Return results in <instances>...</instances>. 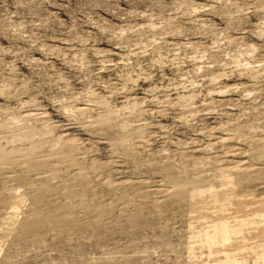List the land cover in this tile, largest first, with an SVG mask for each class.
I'll return each instance as SVG.
<instances>
[{
    "label": "rangeland",
    "instance_id": "obj_1",
    "mask_svg": "<svg viewBox=\"0 0 264 264\" xmlns=\"http://www.w3.org/2000/svg\"><path fill=\"white\" fill-rule=\"evenodd\" d=\"M0 264H264V0H0Z\"/></svg>",
    "mask_w": 264,
    "mask_h": 264
},
{
    "label": "bare ground",
    "instance_id": "obj_2",
    "mask_svg": "<svg viewBox=\"0 0 264 264\" xmlns=\"http://www.w3.org/2000/svg\"><path fill=\"white\" fill-rule=\"evenodd\" d=\"M0 158H3V155L0 153Z\"/></svg>",
    "mask_w": 264,
    "mask_h": 264
}]
</instances>
